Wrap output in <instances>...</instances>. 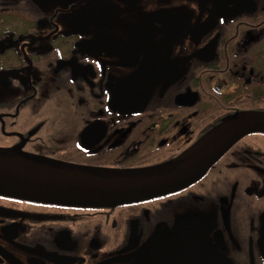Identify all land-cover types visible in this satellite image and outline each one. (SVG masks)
Returning <instances> with one entry per match:
<instances>
[{
	"label": "flooded vegetation",
	"instance_id": "af4514ba",
	"mask_svg": "<svg viewBox=\"0 0 264 264\" xmlns=\"http://www.w3.org/2000/svg\"><path fill=\"white\" fill-rule=\"evenodd\" d=\"M241 112L264 113V0H0V151L146 170ZM186 224L214 264H264V132L168 193H0V264H195Z\"/></svg>",
	"mask_w": 264,
	"mask_h": 264
},
{
	"label": "water",
	"instance_id": "95a60500",
	"mask_svg": "<svg viewBox=\"0 0 264 264\" xmlns=\"http://www.w3.org/2000/svg\"><path fill=\"white\" fill-rule=\"evenodd\" d=\"M252 132H264V113H238L176 159L137 171L89 169L45 157L0 151V193L65 204H118L163 194L197 180L237 141ZM183 227L186 232L180 236L190 244V250L194 249L195 264H214L205 234L197 226Z\"/></svg>",
	"mask_w": 264,
	"mask_h": 264
},
{
	"label": "bare ground",
	"instance_id": "6f19581e",
	"mask_svg": "<svg viewBox=\"0 0 264 264\" xmlns=\"http://www.w3.org/2000/svg\"><path fill=\"white\" fill-rule=\"evenodd\" d=\"M166 193H168V192H166ZM153 196V195H152Z\"/></svg>",
	"mask_w": 264,
	"mask_h": 264
}]
</instances>
